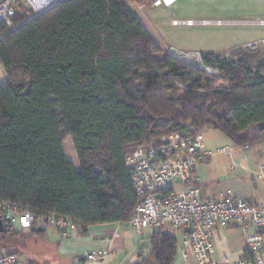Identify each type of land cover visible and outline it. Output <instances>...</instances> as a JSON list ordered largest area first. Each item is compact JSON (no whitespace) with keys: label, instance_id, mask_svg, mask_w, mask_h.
<instances>
[{"label":"trees","instance_id":"1","mask_svg":"<svg viewBox=\"0 0 264 264\" xmlns=\"http://www.w3.org/2000/svg\"><path fill=\"white\" fill-rule=\"evenodd\" d=\"M132 3L152 0H60L30 19L16 14L0 38V202L32 214L28 234L51 214L82 234L129 222L139 198L124 154L168 134L212 129L236 146L264 144V45L201 52L218 70L208 73L168 53ZM6 222L0 246L18 255L9 242L21 233ZM149 244L140 264L173 263L174 234L153 230Z\"/></svg>","mask_w":264,"mask_h":264},{"label":"built area","instance_id":"2","mask_svg":"<svg viewBox=\"0 0 264 264\" xmlns=\"http://www.w3.org/2000/svg\"><path fill=\"white\" fill-rule=\"evenodd\" d=\"M59 1L0 0V38L16 27L10 20L16 14L27 12L30 19ZM176 1L152 0L151 5L170 8ZM240 21L234 23L264 27V18ZM234 23L218 18H177L174 15L170 19L172 26L186 27ZM256 45L257 42L247 44L249 47ZM167 52L208 73L218 72L204 63L199 51L168 47ZM242 147L245 146H238V149ZM220 151L229 153L230 149L222 147ZM203 154L204 145L200 135L189 138L179 133L166 135L157 146L138 147L124 154L134 192L139 198L129 220L131 227L139 235L143 234L145 228H179L185 232L187 247L198 264H218L211 260L213 230L234 223L244 236L247 255L233 264H264V250L258 234L264 228V206L230 195L219 199H202L199 189L192 183L195 167L203 159ZM172 183L183 185L184 190L180 193L173 191ZM1 212L12 215L6 222L9 228H13L15 218L20 229H30L33 216L28 210H18L9 202H0ZM47 220L63 232L76 228L73 220L66 216L51 214ZM90 258L93 259V256ZM0 264H20V260L16 253L0 246Z\"/></svg>","mask_w":264,"mask_h":264},{"label":"crops","instance_id":"3","mask_svg":"<svg viewBox=\"0 0 264 264\" xmlns=\"http://www.w3.org/2000/svg\"><path fill=\"white\" fill-rule=\"evenodd\" d=\"M197 1L210 5L221 0H178L174 3H179L174 10H171L174 4L170 8L132 4L143 13L148 24L152 19L146 12L147 8H151L150 14L154 15L153 21H156L157 25L176 27L170 24L172 15L190 18V15L196 14L190 8ZM164 13L169 15L164 17ZM147 29L150 32L148 26ZM261 40H264V37L259 41ZM216 54H228V52ZM213 133L210 140L203 139V159L197 163L193 173L192 184L199 189L201 198L219 199L230 195L264 206V144L258 142L239 150L238 146L233 145L226 137L223 138L218 131L213 130ZM222 147H228L230 152H221ZM66 157L72 162L73 154ZM171 189L180 193L184 190V186L172 183ZM123 223L92 225L82 234L76 228L63 232L50 222L38 221L39 233L29 234L35 239L34 249L25 251V261L20 259V252L18 253L20 264H140V261L150 253L149 236L153 230L145 228L144 231L148 230V232L143 231L141 235L148 241L149 248L146 253L139 249L136 253L121 257L126 249V237L121 231ZM162 230L171 232L175 237L176 234L179 236L176 237L177 255L172 264H198L187 247V236L183 230L169 226ZM258 234L264 250V228L259 230ZM212 244L211 260L218 264H233L235 260L247 255L244 249V236L239 226L234 223L215 228ZM91 255L93 259L90 258Z\"/></svg>","mask_w":264,"mask_h":264},{"label":"rangeland","instance_id":"4","mask_svg":"<svg viewBox=\"0 0 264 264\" xmlns=\"http://www.w3.org/2000/svg\"><path fill=\"white\" fill-rule=\"evenodd\" d=\"M205 3L206 2H194L190 10L196 12V14L190 15V18H218L231 23H241L240 20L244 19L264 18V0H221L220 2L218 1L210 5ZM178 4L179 3L174 4L171 10H174L175 6ZM131 7L137 13L143 24L148 26L152 36L166 49L168 47H173L185 51L222 53L229 52L232 48L244 44L247 46V44L252 42H261L262 44L263 40H259L264 37V27L247 26L235 23L232 25L208 27L159 26L156 21H153L155 18L153 14H150L149 9L151 8H147L146 12L152 19V22L148 24L143 13L133 4H131ZM148 15L146 16L148 17ZM168 15L169 14L164 13V17H167ZM177 18L180 17L177 16ZM3 79L4 72L0 66V82L3 81ZM213 135V130L207 129L200 134V138L202 141L203 139L208 141ZM222 137L225 138L224 136ZM254 144L250 145V147ZM63 146L67 156L73 154L71 160L74 168L78 169L79 165L72 145V140L69 136L64 140ZM13 229L19 231L21 235L14 237L9 244L15 243V246L11 248L16 252H20V259L25 261V251L34 249L35 239L32 238L27 231H21L15 218L13 220ZM121 231L123 233L122 235L126 237V249L121 257L136 253L139 249L143 250L144 253L147 252L149 245L147 243L148 241L144 238L145 236H142V238L141 235L137 234L128 222L122 224ZM144 232H148V230H145ZM176 237L178 238L179 236L176 234ZM179 248L180 244L178 242V249Z\"/></svg>","mask_w":264,"mask_h":264},{"label":"water","instance_id":"5","mask_svg":"<svg viewBox=\"0 0 264 264\" xmlns=\"http://www.w3.org/2000/svg\"><path fill=\"white\" fill-rule=\"evenodd\" d=\"M8 218H5L4 220L0 218V232L3 230V221H7Z\"/></svg>","mask_w":264,"mask_h":264}]
</instances>
